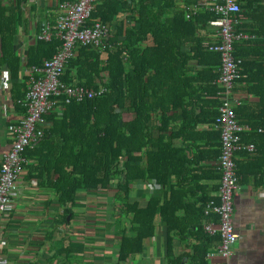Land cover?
Listing matches in <instances>:
<instances>
[{"label":"trees","instance_id":"trees-1","mask_svg":"<svg viewBox=\"0 0 264 264\" xmlns=\"http://www.w3.org/2000/svg\"><path fill=\"white\" fill-rule=\"evenodd\" d=\"M28 1L0 0V67H7L10 79L14 80L18 79L22 64L25 69L41 67L60 45L55 38L49 42L35 39L23 51L18 49L15 38L23 22L27 24ZM238 1L245 14L248 11L251 24L244 25L242 20L236 30L264 36L257 33H262L264 27L260 20L264 5L252 4L259 0ZM178 7V0H99L89 25L96 20L108 25V47L103 51L91 46L79 48L66 63L61 81L68 86L94 90L103 86L105 92L100 97L69 104L64 103V96L58 97L61 117L55 112L47 114L45 120L51 123V128L44 130L43 138L23 154L26 180L41 181L54 190L58 203L65 206L60 217L62 224H69L75 218L74 207L81 193L107 194L116 182L114 199L120 205V216L126 220L120 223L117 233L115 264L144 253L145 242L156 234L158 219L165 227V264H208L207 253L217 240L202 229L203 205L208 198L194 208L192 215L181 216L174 205L180 187L173 185L165 192L163 202L151 198L140 205L130 198L131 185L136 181H152L165 189L177 174L193 180L190 166L198 162L199 147H195L191 159L185 153L192 152L191 147L201 140H207L205 149L217 147L213 158L220 154L219 144L210 148V143L219 142L218 133L195 134L202 124L211 129L218 114L219 88L215 82L220 73V56L204 47L205 43L213 44L208 21L216 14L203 9L186 18ZM120 11L129 12L130 16L126 17L133 24L120 20L112 31ZM233 48L234 55L242 60L238 84L243 92L257 99L253 104L255 115H245L247 103L234 109L241 126L248 129L241 135V142L251 145L253 153L264 156V40H240ZM28 82L25 77L23 83L13 87L16 93L13 98L17 107L22 108V114ZM179 109L187 132L183 135L186 149L174 150L167 139L152 142L146 134L151 114L159 113L162 122L164 118L162 130L166 132L168 124L178 118ZM121 110L126 115L132 111L134 119L122 124ZM167 114L170 117L165 119ZM192 134L197 139L193 140ZM258 183L263 184L261 180ZM176 237L181 241L195 240L194 244L185 246L188 253L176 254ZM73 249L84 252V247Z\"/></svg>","mask_w":264,"mask_h":264},{"label":"crops","instance_id":"crops-1","mask_svg":"<svg viewBox=\"0 0 264 264\" xmlns=\"http://www.w3.org/2000/svg\"><path fill=\"white\" fill-rule=\"evenodd\" d=\"M64 1L66 0H29L26 3L25 18L27 24L23 22L15 38V44L20 51H23L26 46L33 43L43 24H47L48 22L50 26L54 25L59 4ZM199 1L195 0V2L188 4L185 0H178V10L182 11L186 17V13L190 9L195 8L199 4ZM257 3L264 5L263 0L252 4L255 5ZM200 10L203 9L197 8L195 14ZM247 13L248 11L245 14V9L241 7L240 24L242 20L245 21L244 25L251 24V19ZM260 15L261 24H263L264 11ZM126 16H130V13L127 11H120L116 15L112 24V31H114V27L120 20L133 24L131 19ZM208 32L213 41L212 43H215L214 30L209 27ZM257 33L264 34V27L262 33L258 31ZM244 34L248 37L246 39L248 42L264 40V36L261 35ZM208 45L209 43H205L204 47L207 49ZM23 65L20 68L19 77L16 80L10 79L7 67H0V162L2 157L10 150L12 144V137L8 134L7 128L9 124L19 120L23 116L22 108L17 107L13 98L16 94L13 92L14 84H21L25 77L28 78V69H25ZM28 84L29 82L27 86ZM220 91L219 88L217 94L219 103ZM234 95L238 98V104L234 105V109L247 103L245 115L256 114V109L253 106L257 101L256 97L249 96L246 92H243L242 85L239 84L234 89ZM204 100L210 99L206 98ZM59 108L60 106L58 105L52 111L56 113L57 117H61L62 114ZM121 113H123V119L120 120L122 124L125 121L129 122L131 119H134L135 114L133 115L132 111H130V115H126L125 110H121ZM176 115L178 118L173 120L171 124H168V130L165 132L162 130L164 128V118L162 122L159 120V113L151 114V118L147 123L146 134L152 142L160 138L167 139V141L171 142V147L174 150L186 149L183 135L187 134V132L183 129V122L180 118L183 115L182 110H177ZM164 117L166 119V117H170V114ZM50 128L51 123L45 120L43 129ZM211 131H213L212 128L210 129L206 124H202V126L198 127L195 134ZM247 132L248 129L244 133ZM195 136L193 134L191 135L193 140L197 139V136ZM245 141H248V139H245ZM245 143L241 142V146H251L245 145ZM210 144L208 143L210 148L216 147L219 142ZM188 146L191 147L192 145ZM196 146L199 147L197 151L199 154L196 156L198 162L190 166L193 180L190 179V176L183 178L177 174V176L171 178V182L168 183L165 189L152 181H136L131 185L130 198L139 201L140 205L146 204L151 198H160L161 202H163L165 192L170 191L174 185L175 187H180V192L174 203L179 216L184 213L192 215L194 208L199 207L201 201L208 198V201L203 205L204 216L201 219L202 229L203 225L209 222L217 225L219 222L218 215L213 212L209 214H205L204 212L205 206L208 203L213 202L215 205H219L220 203L219 186L221 175L217 170L219 155L217 158H213L217 147L214 150L205 149L207 140H201L197 145L192 146V152L188 151L185 153V156L191 159ZM242 147L235 153L236 172L239 179L238 191L233 202L232 216L234 230L238 235V240L233 246L231 257L228 260H222L215 256L219 236H211L203 229L204 233L210 237H217V240L213 241L207 253L208 264H264V156H260ZM148 150L151 151L152 146H149ZM26 173V169H24L17 182L18 189L11 195L6 211L2 214V224L0 227V264H115L117 261L119 241L117 233L120 223L126 220L120 216V205H116V200L114 199L116 197V182L112 185V191L108 192L111 193L109 196L107 195L108 193L100 192L81 193L79 195V201L74 207L75 218L69 224H62L60 223V217L64 213L65 206L58 203L57 194L51 188L45 187L44 184L42 185L39 180L38 182L34 179L27 181ZM50 178H52V175H50ZM260 180L263 184L258 183ZM106 195L112 202V217L108 218V220L114 221V224H111L112 227L109 230V236H112V239H109V236L103 234L100 236L112 241L115 248H112L114 249L113 251H108L107 247H98V250H101V252L93 255L86 248L90 238L89 227L96 222L98 227L97 233H101L99 222L102 220H98L95 217V213L98 211L107 212L104 211ZM118 207L119 210L117 209ZM156 223V234L145 242L144 253L129 257L123 264L166 263L165 227L159 219ZM194 243L195 240L192 238L181 241L179 237H176L174 239L176 254L188 253L189 250L185 246ZM74 247H85L84 252L80 253L78 250H74ZM110 252H112V256L109 255ZM210 254L214 256L210 257Z\"/></svg>","mask_w":264,"mask_h":264},{"label":"built area","instance_id":"built-area-1","mask_svg":"<svg viewBox=\"0 0 264 264\" xmlns=\"http://www.w3.org/2000/svg\"><path fill=\"white\" fill-rule=\"evenodd\" d=\"M99 0H66L59 4L54 25L43 24L36 35L37 40L50 41L57 39L59 47L53 56L44 61L41 67L28 68L27 90L23 99L25 113L9 124L7 131L12 137L10 150L0 162V227L2 214L6 211L11 195L18 189V179L26 164L23 154L35 146L44 136L45 116L59 105V98L64 96V103L83 102L86 99L100 97L105 92L101 86L98 90L83 86H68L62 83L66 63L71 60L81 47H94L106 50L110 30L100 20L89 25V20ZM197 8L213 12L216 17L208 21L214 30L216 42L207 46L208 51L219 54L220 73L216 81L220 88L217 117L213 123V131L219 134L220 154L217 170L220 172V203L213 202L205 206V214L213 212L218 215L219 222L206 223L204 231L219 236L215 256L228 260L233 253V246L238 235L233 225V202L238 191L235 153L240 150L241 135L247 130L236 118L234 105L238 104L234 89L240 79L241 60L234 55V43L248 37L236 30L240 24L241 6L238 0H200L195 8L186 13V17L195 14ZM251 151L252 146L242 147ZM210 254V257H213Z\"/></svg>","mask_w":264,"mask_h":264},{"label":"rangeland","instance_id":"rangeland-1","mask_svg":"<svg viewBox=\"0 0 264 264\" xmlns=\"http://www.w3.org/2000/svg\"><path fill=\"white\" fill-rule=\"evenodd\" d=\"M108 196L111 195V193H108L107 194ZM106 195V196H107ZM108 196L107 198L104 200V202H106L105 207H104V211H107V212H101V211H98L95 213V217L98 218V220H102L100 221V232L101 233H97V230H98V227H97V224L96 222H94L93 224H91V227H89V234H90V238H89V243L87 245L86 248H88L87 250L90 251L91 254L93 255H97L101 252V250L99 251L98 250V247L100 248H103V247H107L106 249L109 251H113L114 249L112 248H115L112 244V241H110L109 239H112L110 236H109V226H111V224L114 222H110L111 220H108V218H111L112 217V202H111V199H108ZM107 208V210H106ZM107 213V214H106ZM114 224V223H113ZM99 234V235H98ZM101 234L105 235V236H109V239L107 238H102V236H100ZM85 248V247H84ZM105 249V248H104ZM109 255H113L112 252L109 253Z\"/></svg>","mask_w":264,"mask_h":264},{"label":"water","instance_id":"water-1","mask_svg":"<svg viewBox=\"0 0 264 264\" xmlns=\"http://www.w3.org/2000/svg\"><path fill=\"white\" fill-rule=\"evenodd\" d=\"M70 218V216H68V219Z\"/></svg>","mask_w":264,"mask_h":264}]
</instances>
